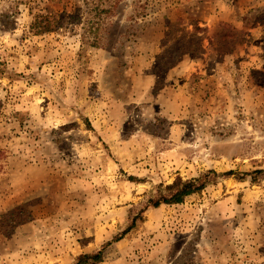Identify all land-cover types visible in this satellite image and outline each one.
Wrapping results in <instances>:
<instances>
[{
	"label": "rangeland",
	"instance_id": "374dc122",
	"mask_svg": "<svg viewBox=\"0 0 264 264\" xmlns=\"http://www.w3.org/2000/svg\"><path fill=\"white\" fill-rule=\"evenodd\" d=\"M120 2L91 48L0 0V264H264V0Z\"/></svg>",
	"mask_w": 264,
	"mask_h": 264
},
{
	"label": "trees",
	"instance_id": "16d2710c",
	"mask_svg": "<svg viewBox=\"0 0 264 264\" xmlns=\"http://www.w3.org/2000/svg\"><path fill=\"white\" fill-rule=\"evenodd\" d=\"M84 9L76 8L71 14L66 11L51 12L50 14L37 15L31 24V33L39 36L57 32L65 27V25H75L80 27V38L83 46L91 48H100L104 43V35L107 31L108 24L112 17H115L119 10L120 0H83ZM76 29V28H74ZM256 174L263 173L257 171ZM234 173L228 172L225 177H230ZM217 175L215 172H209L205 176L198 179L184 181L177 178L171 185L164 187L149 199L152 207L158 208L161 205H179L184 202L187 197L204 191L210 185L209 177ZM138 217L133 220L131 226L123 233L126 235L136 225ZM122 235V236H123ZM122 236L115 239L118 242ZM111 246L108 243L104 248L94 254H84L77 258L75 264H100L103 262V253L105 249Z\"/></svg>",
	"mask_w": 264,
	"mask_h": 264
}]
</instances>
